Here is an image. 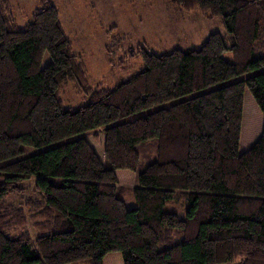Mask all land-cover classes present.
Masks as SVG:
<instances>
[{
  "label": "trees",
  "instance_id": "16d2710c",
  "mask_svg": "<svg viewBox=\"0 0 264 264\" xmlns=\"http://www.w3.org/2000/svg\"><path fill=\"white\" fill-rule=\"evenodd\" d=\"M171 5L219 19L226 33L162 55L139 45L121 64L144 68L100 89L51 0L24 29L0 0V163L86 133L0 167V264H264V73L111 125L264 67V0ZM69 83L86 105L65 106ZM31 176L34 196L9 204ZM137 180L130 210L122 195ZM179 194L184 219L164 211Z\"/></svg>",
  "mask_w": 264,
  "mask_h": 264
},
{
  "label": "rangeland",
  "instance_id": "374dc122",
  "mask_svg": "<svg viewBox=\"0 0 264 264\" xmlns=\"http://www.w3.org/2000/svg\"><path fill=\"white\" fill-rule=\"evenodd\" d=\"M60 11L61 22L67 37L74 45V52L80 55L87 66L89 83L93 88L112 89L117 84L128 80L132 75L139 73L144 64L141 59H131L128 64L122 65L131 50L139 45L152 49L159 55L169 54L175 49L187 50L201 46L207 38L215 33H226V28L218 19H210L198 12L189 13L180 17L171 5L173 0H51ZM13 12L20 29L30 21L33 12L39 7L40 0H11ZM116 27L115 31H111ZM224 59L233 62L230 52L224 54ZM51 62L48 53L42 61V67ZM264 73V67L252 72L243 73L229 81L216 83L209 88L187 94L182 98L154 106L140 113L131 114L111 125L130 122L153 114L158 110L168 108L175 103L187 101L203 93L220 89L235 81H243ZM65 106L78 108L88 103L89 99L79 94L74 85L69 83L63 89ZM109 125V126H111ZM105 126L103 128L109 127ZM89 133H97L100 129ZM85 134H80L65 140L53 143L43 148H25L17 158L0 163V167L8 162L19 160L39 152L46 151L61 143L77 140ZM148 160L144 157L139 172L143 171ZM36 178L31 176L21 183L23 191L12 193L7 197L9 204L22 206L26 199L34 196ZM139 186V181L131 186L124 187L123 200L130 210L138 207V202L132 195L133 187ZM186 200L183 194L177 195L164 207L165 212L176 213L181 219L186 217ZM32 240L36 234L32 227H27ZM243 259L228 264H242Z\"/></svg>",
  "mask_w": 264,
  "mask_h": 264
}]
</instances>
